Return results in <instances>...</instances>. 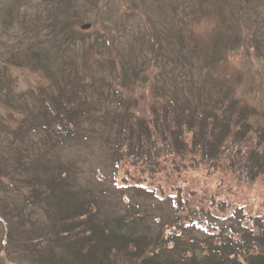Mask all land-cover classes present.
<instances>
[{
	"label": "rangeland",
	"instance_id": "rangeland-1",
	"mask_svg": "<svg viewBox=\"0 0 264 264\" xmlns=\"http://www.w3.org/2000/svg\"><path fill=\"white\" fill-rule=\"evenodd\" d=\"M92 1L76 0L80 22L91 24L81 30L79 23L73 31L80 29L90 42L96 35L101 40L109 33L115 36L123 69L108 67L105 53L91 54L86 49L88 43L63 45L58 22L53 23L59 17L49 1L0 0V204H20L38 228L49 224L47 206L31 201L30 186L23 178H42L46 169L49 172L61 161L68 168L71 190L84 188L81 198L96 202L103 214L126 212L137 205L170 222L175 215L172 202L130 187L123 174L130 167L123 164L118 170L114 164V145L124 111L117 98L119 94L135 98L146 91V82L137 85L126 80L133 67L121 78L120 73L135 60L147 62L151 58L146 28L153 26L161 41L156 66L165 70L159 86H182L187 98L182 104L198 106L207 113L224 90L232 92L258 113L251 120L264 126V0ZM98 48L104 49L101 45ZM32 49L38 51L41 61L46 59L47 73L25 62ZM151 74L153 77L154 72ZM60 87L71 93V104L75 105L74 130L69 133L57 128L50 112H45L50 93L56 94ZM43 163L48 164L46 169ZM224 169L196 172L192 168L181 174L182 178H164L158 187L170 191L182 186L183 197L193 203L210 195L214 200L228 201L229 206L247 204L263 216L264 177L238 187ZM135 173L138 178L127 180L148 181L141 169ZM189 190L195 191V196L190 197ZM54 208L52 202L48 211ZM0 209V239L5 247L1 249L0 243V264H38L21 242L14 245L10 238L5 239L7 222L3 218L7 217L9 225L16 221L8 216L9 208ZM227 220L219 219V225H234L235 219ZM20 234L15 235L17 239Z\"/></svg>",
	"mask_w": 264,
	"mask_h": 264
},
{
	"label": "trees",
	"instance_id": "trees-1",
	"mask_svg": "<svg viewBox=\"0 0 264 264\" xmlns=\"http://www.w3.org/2000/svg\"><path fill=\"white\" fill-rule=\"evenodd\" d=\"M47 1L59 17L53 23L58 22V38L63 45L77 41L88 43L86 49L91 54L105 53L108 67L123 69L115 36L109 33L101 40V36L96 35L90 42L81 35V30L87 28L81 27L76 0ZM158 10L163 12V8ZM79 23L81 30L77 29L76 33L73 26ZM148 28L153 29V26L146 28L151 38V58L147 62L135 60L120 73L121 78L133 67L135 70L126 80L137 85L146 82V91L135 98L121 94L117 98L124 111L119 119L113 158L118 170L123 164L130 167L123 172L130 187L172 202L175 212L172 220L164 222L137 205L126 212L103 214L96 202L81 198L84 188L71 190L68 168L60 161L61 165L49 168V172L48 164L43 163L46 175L42 178H23L25 185L30 186L31 201L47 206L49 224L38 228L34 220L24 214L20 204L5 202L0 208H9L8 216L16 221L9 225L7 217L3 218L7 222L5 239L10 238L14 245L21 242L23 250L31 252L38 264H264V213L258 215L248 209L247 204L229 206L228 201L214 200L210 195L193 203L183 197L182 186H174L170 191L158 187L163 185L164 178H182L180 175L192 168L196 172L225 168V173L232 176L227 178L234 177L238 187L264 177V126L251 120L258 113L247 101L239 100L226 90L208 107L209 113L198 106L189 108L182 104L187 99L182 86L158 84L162 81L160 75L165 72L156 66L161 41L156 29L151 32ZM99 45L103 51L99 50ZM128 49L133 50V47ZM29 52V59H21L47 73L46 59L41 61L36 49ZM174 87L179 88L177 92L172 90ZM65 89L60 87L56 94L50 93V100L44 106L56 127L69 133L74 130L76 111L71 104V93L66 94ZM138 168L144 172L146 183L127 180L138 178L135 173ZM188 193L190 197L195 196L193 190ZM52 202L55 208L49 212ZM219 219H228L226 222L235 219L236 222L222 226ZM18 233L22 236L17 239ZM3 241L1 238V249L5 248Z\"/></svg>",
	"mask_w": 264,
	"mask_h": 264
},
{
	"label": "water",
	"instance_id": "water-1",
	"mask_svg": "<svg viewBox=\"0 0 264 264\" xmlns=\"http://www.w3.org/2000/svg\"><path fill=\"white\" fill-rule=\"evenodd\" d=\"M89 26V24L87 23V24H83L81 27L82 28H87Z\"/></svg>",
	"mask_w": 264,
	"mask_h": 264
}]
</instances>
